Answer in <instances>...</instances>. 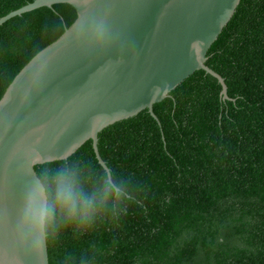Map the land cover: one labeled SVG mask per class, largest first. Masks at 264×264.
Returning <instances> with one entry per match:
<instances>
[{
	"label": "trees",
	"instance_id": "1",
	"mask_svg": "<svg viewBox=\"0 0 264 264\" xmlns=\"http://www.w3.org/2000/svg\"><path fill=\"white\" fill-rule=\"evenodd\" d=\"M34 0H0V17ZM77 17L44 5L0 25V99ZM196 70L154 105L36 165L50 264H264V0H241ZM160 121V122H159Z\"/></svg>",
	"mask_w": 264,
	"mask_h": 264
},
{
	"label": "water",
	"instance_id": "2",
	"mask_svg": "<svg viewBox=\"0 0 264 264\" xmlns=\"http://www.w3.org/2000/svg\"><path fill=\"white\" fill-rule=\"evenodd\" d=\"M241 0H34L0 17L70 3L74 22L0 99V264H50L48 193L36 165L67 159L106 126L154 105L196 70ZM160 122V121H159Z\"/></svg>",
	"mask_w": 264,
	"mask_h": 264
}]
</instances>
